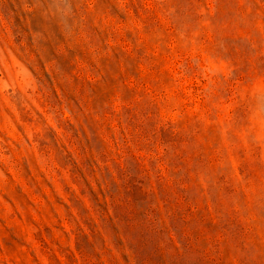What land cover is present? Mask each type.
Segmentation results:
<instances>
[{
  "label": "rangeland",
  "instance_id": "rangeland-1",
  "mask_svg": "<svg viewBox=\"0 0 264 264\" xmlns=\"http://www.w3.org/2000/svg\"><path fill=\"white\" fill-rule=\"evenodd\" d=\"M0 264H264V0H0Z\"/></svg>",
  "mask_w": 264,
  "mask_h": 264
}]
</instances>
